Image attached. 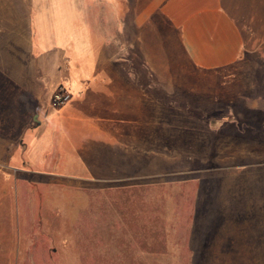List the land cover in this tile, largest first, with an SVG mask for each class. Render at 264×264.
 <instances>
[{"label":"crops","instance_id":"obj_1","mask_svg":"<svg viewBox=\"0 0 264 264\" xmlns=\"http://www.w3.org/2000/svg\"><path fill=\"white\" fill-rule=\"evenodd\" d=\"M27 1L0 0V115L18 119L0 121V180L11 185L18 209L38 217L44 192L47 203L64 206L66 193L84 188L69 179L153 176L156 153L170 159L172 131L201 142L206 133L187 131L199 119L188 126L162 116L172 109V91L194 94L192 108L203 112L196 99L203 84L217 96L210 102L223 96L220 88L237 86L249 131L216 132L212 120L210 136L264 145V0H55L65 7L55 10ZM51 27L66 40L45 54L40 33ZM241 64L257 65L232 71ZM238 76L241 83L219 82ZM61 87L71 100L42 110L37 97L52 99ZM28 97L36 102L31 119Z\"/></svg>","mask_w":264,"mask_h":264},{"label":"rangeland","instance_id":"obj_2","mask_svg":"<svg viewBox=\"0 0 264 264\" xmlns=\"http://www.w3.org/2000/svg\"><path fill=\"white\" fill-rule=\"evenodd\" d=\"M27 2L44 10L65 8L55 0ZM53 31L40 33L45 54H56L66 40V32ZM254 65L232 71H250ZM229 87L220 88L223 96L210 102L217 96L203 84L196 96L203 112L192 108L188 98L194 94L185 90L179 97L172 91V109L162 116L188 126L199 119L187 131L206 134L195 142L191 135L172 131L170 154H165L170 159L156 153L153 176L105 183L69 179L84 188L66 193L62 207L47 203L44 192L38 217L27 207L18 209L11 185L0 180V264H264V158H259L264 145L244 143L238 136H210L212 120L218 121L216 132L249 131L242 122L247 114L243 91ZM30 98L24 113L29 119V108L36 104ZM37 99H43L42 110H58L49 96ZM14 120L0 119L10 125ZM5 162L0 159V175Z\"/></svg>","mask_w":264,"mask_h":264},{"label":"built area","instance_id":"obj_3","mask_svg":"<svg viewBox=\"0 0 264 264\" xmlns=\"http://www.w3.org/2000/svg\"><path fill=\"white\" fill-rule=\"evenodd\" d=\"M72 98V94L64 87L59 88L52 97L53 106L61 108L65 106Z\"/></svg>","mask_w":264,"mask_h":264}]
</instances>
